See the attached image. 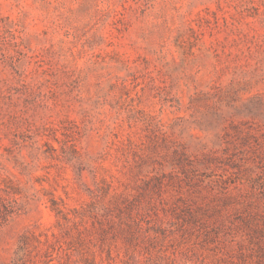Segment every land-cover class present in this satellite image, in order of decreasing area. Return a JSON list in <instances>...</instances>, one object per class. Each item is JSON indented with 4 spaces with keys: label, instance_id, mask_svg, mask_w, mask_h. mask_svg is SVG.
Masks as SVG:
<instances>
[{
    "label": "rangeland",
    "instance_id": "1",
    "mask_svg": "<svg viewBox=\"0 0 264 264\" xmlns=\"http://www.w3.org/2000/svg\"><path fill=\"white\" fill-rule=\"evenodd\" d=\"M0 264H264V0H0Z\"/></svg>",
    "mask_w": 264,
    "mask_h": 264
}]
</instances>
